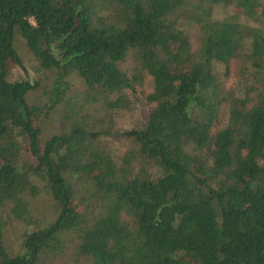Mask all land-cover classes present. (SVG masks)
I'll use <instances>...</instances> for the list:
<instances>
[{"label":"trees","instance_id":"16d2710c","mask_svg":"<svg viewBox=\"0 0 264 264\" xmlns=\"http://www.w3.org/2000/svg\"><path fill=\"white\" fill-rule=\"evenodd\" d=\"M217 5L232 18L212 19ZM181 18L199 26L195 51ZM15 35L53 74L43 108L26 104L35 84L8 78L10 66L23 71ZM232 62L240 80L225 88ZM71 75L82 102L66 98ZM145 78L143 121L103 126L96 113L128 109L126 91ZM58 106L64 128L40 145L33 121ZM121 140L113 155L108 142ZM36 179L57 217L14 256L0 218V264H37L70 233L90 264H264V0H0V208L23 220Z\"/></svg>","mask_w":264,"mask_h":264},{"label":"rangeland","instance_id":"374dc122","mask_svg":"<svg viewBox=\"0 0 264 264\" xmlns=\"http://www.w3.org/2000/svg\"><path fill=\"white\" fill-rule=\"evenodd\" d=\"M211 18L215 20H222L226 18H232L233 11L221 5L210 8ZM240 22L250 23L249 21L239 18ZM178 28L183 30L189 39L191 50L195 51L198 47V40L200 36V30L198 24L189 21L186 18L178 20ZM13 48L20 59L23 66V71L18 67L10 66L8 78L10 81H18L21 79L28 80L31 84H35L36 88L29 91L25 96L27 105H35L39 108H43L48 102V92L52 85L53 74L51 72H43L38 69L36 60L32 57L28 49L26 48L24 41L18 35H15L12 42ZM130 61L128 58L125 62H122L120 69L130 74ZM216 72L221 75V69L215 67ZM240 69L237 63H231L228 75L224 78L223 84L225 88H233L240 80ZM66 81L69 83V90L65 95L68 102H82L81 95L84 89L82 81L76 76L71 75L67 77ZM150 92V84L148 79L145 78L140 87L135 88V93L126 91V96L130 99V106L126 110H118L108 113L97 112L95 116L103 117V126H108V122L111 121L113 129L128 130L139 125L141 121L146 117L150 111L151 105L145 102L144 96ZM76 104V103H75ZM62 109L60 106L55 107L49 112L41 110L40 114L33 121L34 127L40 131L39 142L40 145L44 143L53 135H58L63 130V122L61 120ZM226 122L225 107H222L218 116V128H221ZM22 145V155L28 164L34 166V160L29 156L25 145ZM24 145V146H23ZM108 147L111 149L113 155L121 156V154L127 149L125 140L118 142H108ZM35 184L38 186L39 191L34 196L26 195L24 197L27 214L23 220H17L10 214V205L6 204L0 208V218L4 222V239L3 244L5 250L10 256L20 255L23 252L22 241L25 234L32 231L41 230L52 223L57 217V209L55 208L49 194L44 188V184L38 179L35 180ZM77 194L74 196L77 209L86 208V204L82 199L85 188L82 184L77 183L75 185ZM63 247L59 245V248L51 253H42L39 257L37 264H90L87 259L79 258L74 255V249L72 243H74V235L72 233L62 235L61 238Z\"/></svg>","mask_w":264,"mask_h":264}]
</instances>
